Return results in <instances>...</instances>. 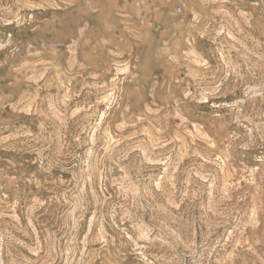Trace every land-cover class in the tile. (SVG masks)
<instances>
[{
  "label": "rangeland",
  "instance_id": "rangeland-1",
  "mask_svg": "<svg viewBox=\"0 0 264 264\" xmlns=\"http://www.w3.org/2000/svg\"><path fill=\"white\" fill-rule=\"evenodd\" d=\"M0 264H264V0H0Z\"/></svg>",
  "mask_w": 264,
  "mask_h": 264
}]
</instances>
